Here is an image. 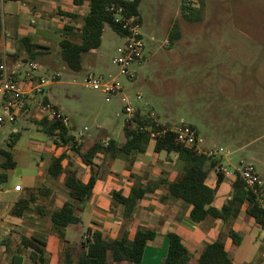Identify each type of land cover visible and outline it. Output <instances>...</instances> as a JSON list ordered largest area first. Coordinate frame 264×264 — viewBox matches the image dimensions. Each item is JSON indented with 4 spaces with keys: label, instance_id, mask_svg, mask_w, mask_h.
I'll return each instance as SVG.
<instances>
[{
    "label": "rangeland",
    "instance_id": "1",
    "mask_svg": "<svg viewBox=\"0 0 264 264\" xmlns=\"http://www.w3.org/2000/svg\"><path fill=\"white\" fill-rule=\"evenodd\" d=\"M19 5L21 9L28 11L20 17L28 27L48 23L58 35L62 33L67 22L80 26L88 11L86 4L79 8L78 18L63 17L59 11L75 8L72 0H24ZM183 5L200 9L201 20L187 21L182 13ZM15 6L14 2L4 4L1 12L2 25L6 26L14 18L10 9ZM139 12L142 17L141 33L147 61L144 58L141 63L133 65L136 78L120 75L113 63L118 56V46L124 45V38L109 26L105 27L104 41L97 59L93 54H85L79 72L67 68L62 60L57 65L62 77L46 90L51 102L66 117L71 133L85 146L99 139H111L118 143L126 140L125 102L118 96H112L107 101V96L101 91L84 87L89 73H94L103 80L114 78L123 87V92L134 110L145 107L147 111L155 112L161 122L169 121L177 126L194 125L198 130L201 146L209 139L216 148L224 149L221 159L225 167L234 172L240 167V162L250 164L264 184V59L261 51L264 45V0H143ZM175 24L180 27L181 38L173 45L172 54H177L178 57L172 59L168 48L171 47L169 35ZM249 29L250 37L238 34L239 30ZM219 31L222 33L219 34ZM39 38L42 39V36ZM8 40L15 43L18 50L17 37L10 34ZM1 44L0 36V47ZM226 47L228 49L222 51ZM232 47L243 58L250 54L251 63L243 67H217L219 57L230 60ZM238 48L245 51L239 52ZM51 49L52 54L60 57L58 45ZM16 54L19 56L16 61L25 58L18 52ZM51 75L52 73L47 76ZM137 95H141L140 100H137ZM23 112L22 110L19 113L16 121L7 122L0 129V151L9 150L8 142L12 133L20 134L16 146L11 150L16 168L10 171L9 181L2 185V189L9 191V194L6 200L0 202V210L6 213L3 219L7 221L6 224L11 229L9 235L13 237V244L10 246L14 248L16 244L19 245L23 235H37L46 243L44 252L40 255L45 262L68 264V256L75 262L91 225V215L87 210L79 212L81 223L70 225L66 230L70 243L61 240L52 226L50 216L64 202L70 200V196L64 185L65 174L53 178L47 171L53 157L62 151L68 155L65 168L75 170L80 178L89 175L88 166L68 147L56 150L54 142L35 123L36 115ZM148 148L150 151L153 146ZM160 155L161 160L153 167L165 168L166 153ZM169 157L178 159L175 154ZM96 165L100 168L99 187L102 188L105 184L109 193L118 188L126 189L130 185H143L141 179L135 176H123V172L133 168L124 157L112 160L100 155ZM149 184L152 182L149 181L147 185ZM17 185L21 186L19 192L14 190ZM27 189L34 190L35 193L42 190L49 194L37 201L38 206L44 207L43 213L40 214L35 207L30 216H25L19 222H12V218H15L11 214L12 206ZM159 200L161 205L164 201L160 197ZM97 204L100 205V202L97 201ZM262 205L264 206V194ZM96 206L98 213L105 214L107 220L108 216H120L119 206L112 198L109 208ZM243 217L247 219L244 212ZM122 220L126 222L124 216ZM233 224L222 225L223 233L221 232L219 238L224 243V236L228 237V230ZM239 234L242 237L241 244L232 247L234 263L260 264L262 260L264 264V231L256 227L250 234ZM6 237L2 231L0 264H11L4 244ZM258 254L259 258L254 263ZM28 255L29 252L25 257L29 258ZM107 260V264H116L111 261L110 254ZM36 263L40 264L32 260L26 264Z\"/></svg>",
    "mask_w": 264,
    "mask_h": 264
},
{
    "label": "trees",
    "instance_id": "2",
    "mask_svg": "<svg viewBox=\"0 0 264 264\" xmlns=\"http://www.w3.org/2000/svg\"><path fill=\"white\" fill-rule=\"evenodd\" d=\"M11 2H22L24 0H9ZM87 0H73L76 6H83ZM143 0H88V13L83 19L82 27L65 25L63 30L66 33L59 43L60 58L64 65L74 72L82 69V58L92 50H97L102 43V38L106 26L112 28L121 37L125 32L122 27L115 23L114 12L111 8H123L126 16L137 15L140 18L139 7ZM201 10L192 9L187 5L182 6L184 18L189 22L201 20ZM63 16L71 19L78 18L72 13L59 11ZM141 21V20H140ZM2 28L0 13V31ZM181 38L180 27L175 24L169 35L170 45H174ZM20 51L27 54L23 60L33 61L36 54L33 53L34 45L27 37H17ZM135 121L139 125L155 124L152 120L140 111L136 112ZM41 131L47 135L55 144L56 150L68 147L69 150L78 154L81 161L89 167L90 175L85 183L79 178L78 173L72 169H66L68 155L60 152L55 155L48 167V174L53 178H59L65 174L64 185L68 189L70 200L51 213L50 220L55 232L65 240L66 230L70 225L81 223L79 212H84L94 194L95 186L99 180V171L95 169L96 160L103 155L105 158L115 160L124 157L133 165L137 156L144 155L149 146L150 138L147 131L139 127L124 125L126 140L123 144L115 140H97L85 146L83 142L78 143L71 133L70 128L61 120H50L43 117L37 122ZM20 138L19 133H12L8 142L9 150L0 151V187L8 182V172L16 168V162L11 150L16 146ZM154 152L157 154L165 152L169 157L173 154L178 155V159L183 162L180 177L172 182L160 179L156 183L146 186H132L128 193L124 191H113L111 198L116 205L123 207L124 217L130 219L135 212L139 200L154 192V189L164 185L167 195L175 200H180L191 207L189 219L193 224H200L209 217L221 221L224 224L232 225L240 216L242 209L246 206L247 214L264 231V208L262 205L263 187L251 189L239 177L231 180V195L221 208L215 207V200L219 186L224 177L217 173L216 169L221 163L219 158H210L199 154L175 141L173 134H167L164 138L154 143ZM217 173V184L215 188L208 186L211 172ZM45 191L27 189L26 193L21 194L12 206V216L22 219L30 216L35 207L42 214V208L37 205L40 197H48ZM228 237L233 244L238 246L242 242V237L229 228ZM87 240L82 242V250L74 262L69 256L68 264H107V257L111 255V261L116 264L140 263L144 257L145 250L150 241H153L158 233L155 230L139 228L132 236L125 232L121 238L107 240L103 232L99 229L89 228L85 234ZM169 249L164 264H233V260L225 248L222 239H217L213 243L207 244L196 256L183 244L182 238L175 232L168 233ZM7 246L10 248L8 242ZM46 246L45 240L37 235L31 237L22 236L20 244L12 255L11 264H21L22 255L27 251L29 258L34 262L44 264L45 260L40 256Z\"/></svg>",
    "mask_w": 264,
    "mask_h": 264
},
{
    "label": "crops",
    "instance_id": "3",
    "mask_svg": "<svg viewBox=\"0 0 264 264\" xmlns=\"http://www.w3.org/2000/svg\"><path fill=\"white\" fill-rule=\"evenodd\" d=\"M7 2H11V1L5 2L3 0H0V13L3 10L4 4H6ZM19 3L20 2L16 3V6L10 9L12 16L14 18L9 22V24H6V26L4 24L2 25L1 35H0L2 37V44L0 47V51L2 50L6 51L10 71L13 72L16 80L20 82L22 85H24L26 89H28L32 81H30L29 77L26 74L27 70L19 67V63L24 60L22 59L20 61H16L19 58L16 52L20 53L22 57H27V54L23 50L20 51L19 47L17 50V46L15 43L12 44L8 42L9 41L8 38L10 37V34L14 35L15 38L16 37H27L32 41L34 45V48L32 51L33 53L36 54V58L33 61L34 62L37 61L36 63L41 65V72L40 73L31 72L32 76L34 77H38L40 75L47 76L50 73L54 74L60 71L56 67L61 62L60 61L61 58L55 55L54 53L52 54L51 48L54 47L55 45L59 46L60 41H62L67 36L63 30L64 26L72 25V24L69 22L65 23L61 31L62 33H60L59 35L55 31V29H53V27L50 26V24L48 23L46 24L41 23L40 26L35 25L34 27H28L25 24V21L24 22L21 21V18H20L21 16H24V14H27L28 11L26 9H21V6L19 5ZM86 4L88 5V2L85 1L84 5ZM83 6H76L74 4V7H75L74 9H71L69 11L65 10L63 12L72 13L78 16L79 14L78 10L79 8ZM87 13L88 11L86 12V14ZM86 14L84 15V17L86 16ZM63 17L69 18L66 16H63ZM140 20L142 23L141 14H140ZM32 23H34V21H32ZM82 25L83 23L78 27H82ZM220 33H222V31H219V34ZM239 33L241 36L250 37L251 32L249 29V30H239L238 34ZM40 36H42V39L39 38ZM57 36L58 37L60 36V38L57 39ZM103 41H104V36L102 38L101 46L97 50H92L89 52L90 54H93L96 59L99 56V51L102 47ZM168 48H169V53H171L172 59L175 56L178 57L177 54L176 55L172 54L173 48H174L173 45H171V47H168ZM261 48H262L261 51L263 53V59H264V45H262ZM222 49H223L222 51H225L226 49H228V47H226L225 49L224 48ZM230 51H232L230 60H226L223 56H221L222 59L219 57L217 60V67L225 68L230 65H233V67H236V66L243 67L244 65H249L251 63L250 54H247L243 58L239 55V53H237L234 47H232ZM238 51L240 52V51H245V50L238 48ZM144 58L146 62L147 58L145 57V55H144ZM174 62L177 63L176 61ZM134 78H136V76ZM45 100L51 101L50 97L47 94L46 89H45L44 95L26 97L25 102H24L25 105H24L23 113L24 114L25 113L35 114L36 115L35 123L39 122L43 117H45V114L41 107V104ZM54 106L59 109V107L56 106L55 104ZM135 110L141 111V112H147V109L145 107H138ZM158 121L161 124H171V122L169 121L161 122L159 120V117H158ZM192 126L195 127L194 125ZM124 142L120 144H123ZM79 143H81V141H79ZM150 146H153V148L150 151H149V148H147V151L144 155L137 156L136 161L133 163L132 170H127L125 173L123 172V176H126L128 178L135 176L138 179H141V183L143 184L142 186H146L149 181H151L152 183H156L160 179H165L168 182L177 180L182 173L183 162L177 158L168 157L166 155L165 168H161V167L159 168L156 166L153 167L158 161L161 160L160 159L161 153L157 154L154 152V143L151 142L148 147ZM203 147L208 149V148L215 147V145L211 140L208 139L206 140ZM49 156H50V153H49ZM43 164L45 165V162H43ZM221 164H223L222 159H221ZM95 169L99 171V180H100V168L96 166ZM88 171L90 175L89 167H88ZM89 175L85 176L83 179L81 178L82 181L86 183L88 181ZM8 177H9L8 178V181H9L11 177L10 172H8ZM232 179L234 178L224 177V180L219 186L218 191H217V196H216V200L214 204L215 207L221 208L224 205V203L230 198L231 191H232L231 190V180ZM99 180L95 186L94 194L86 208V210L91 215V225L89 228L99 229L100 231L103 232V236L105 239L108 237V238H113L112 240L121 238L125 232H128L132 236L139 228L152 229V230L157 231L158 233V236L153 241H150L148 243L142 261L140 263H135V264H164V260L167 257V253L169 249V239L167 235L170 232H175L179 234L182 238L183 244L190 250V252L193 255H197L200 251H202V249L207 244L213 243L214 241L219 239L220 234L223 233V229H222L223 222L215 220L210 217L203 223L193 224L189 219V213H190L191 207L186 205L184 202L180 200H175L173 198L168 197L167 195L168 192L164 185H160L159 187L154 189L153 193L139 200L132 217L130 219H126L125 223L122 220V217L124 216L123 215L124 209L121 206H119V209H120L119 218L108 216L109 220H107V217L105 214L98 213V209L96 205L109 208L111 205V193H109L110 191L107 190L105 184L102 188L99 187L100 185ZM217 180H218L217 173L212 171L210 175V179L207 182L208 186H210L211 188H215L217 184ZM131 187L132 186L130 185L126 189L118 188L115 191L121 190V191H124L125 193H128ZM8 194H9V191L2 189V186H1L0 187V202L3 199L6 200V196H8ZM263 194H264V184H263ZM159 197L164 201L161 205L159 203L160 201ZM97 201L100 202V205L97 204ZM246 210L247 208L246 206H244L239 218L234 222L232 226L233 230L237 233H245V234L249 233L250 234V232L253 229H255L256 227H259L253 221V219L250 216H248ZM243 212L244 214L246 213L248 220L246 219V217H243ZM5 215L6 213L0 210V234L3 231V234L7 235V237L4 240V244L6 246V252L10 255V263H11L12 255L15 253L16 249L18 248V245L16 244V247L14 248H12L11 246L9 248L7 246L6 242H8L10 245L13 244L12 242L13 237L9 235L11 229L7 226L6 224L7 221L3 219ZM14 221L19 222L20 219L12 218V222ZM248 230L249 231L251 230V231L249 232ZM26 237H31V236L27 235ZM159 237H162V239H158ZM67 239L68 238H67V233H66L65 242L66 241L69 242ZM224 240H225V248L227 252L229 253L230 257L232 258V255H233L232 247L234 246L233 241L231 238L225 237V236H224ZM79 241L76 243H79ZM30 251L31 250H27L22 255L23 261L21 262V264H26L28 261H31L30 258L25 257V254L27 252L30 253ZM258 258H259V254L254 263L257 262ZM259 263L263 264L262 260ZM44 264H57V263L54 261L48 263L46 261ZM123 264H129V263H123ZM233 264H235L234 260H233Z\"/></svg>",
    "mask_w": 264,
    "mask_h": 264
},
{
    "label": "built area",
    "instance_id": "4",
    "mask_svg": "<svg viewBox=\"0 0 264 264\" xmlns=\"http://www.w3.org/2000/svg\"><path fill=\"white\" fill-rule=\"evenodd\" d=\"M3 1L6 2L9 0ZM111 11L114 12L115 23L120 25L125 32L124 45L117 49L118 56L114 58L113 63L116 65L120 75L133 79L135 77L133 65L135 63L139 64L144 60L145 45L141 33L142 23L137 15L126 16L123 8H111ZM19 67L27 70L26 74L30 81H32L28 89L18 82L13 72L10 71L6 51H0V129H2L7 122L16 121L17 116L24 109L26 97L44 95L45 89L58 82L62 77L60 72L52 74L51 77L42 75L38 77L32 76L33 72H41V65L34 61H21ZM84 87L94 91H101L107 96V101H109L112 96L120 97L122 101L125 102L124 112L127 115L125 124H129L134 128L139 127L141 130L147 131L149 133L150 142L152 143H156L167 134H173L177 143L191 148L197 153L207 157L219 158L222 157L225 152L223 148L213 147L206 149L201 146L198 131L190 124L177 126L159 123L158 115L153 111L140 112L147 115L155 124V127L152 125H139L138 122L135 121L137 111L131 107V104L128 102L123 92V87L118 85L114 78L103 80V78L97 77L94 73H89L84 81ZM140 99L141 95H137V100ZM41 107L45 117L50 120H61L67 125L66 117L60 109L51 103V101L45 100L41 104ZM75 139L79 143L80 140L77 137H75ZM216 171L223 177L235 178L239 176L248 187L255 191L263 187L261 177L250 164L240 162V167L234 172H231L220 163ZM14 190L15 192H19L21 186H15ZM87 238L88 236H84V241H86Z\"/></svg>",
    "mask_w": 264,
    "mask_h": 264
}]
</instances>
